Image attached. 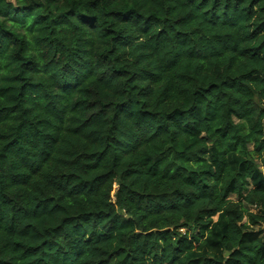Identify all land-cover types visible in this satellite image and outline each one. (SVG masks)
Listing matches in <instances>:
<instances>
[{
    "label": "trees",
    "instance_id": "16d2710c",
    "mask_svg": "<svg viewBox=\"0 0 264 264\" xmlns=\"http://www.w3.org/2000/svg\"><path fill=\"white\" fill-rule=\"evenodd\" d=\"M263 225L264 0H0V264H264Z\"/></svg>",
    "mask_w": 264,
    "mask_h": 264
},
{
    "label": "built area",
    "instance_id": "2783aa9c",
    "mask_svg": "<svg viewBox=\"0 0 264 264\" xmlns=\"http://www.w3.org/2000/svg\"><path fill=\"white\" fill-rule=\"evenodd\" d=\"M263 234H264V225H263Z\"/></svg>",
    "mask_w": 264,
    "mask_h": 264
},
{
    "label": "rangeland",
    "instance_id": "374dc122",
    "mask_svg": "<svg viewBox=\"0 0 264 264\" xmlns=\"http://www.w3.org/2000/svg\"><path fill=\"white\" fill-rule=\"evenodd\" d=\"M113 195H114V193L112 194V198H113Z\"/></svg>",
    "mask_w": 264,
    "mask_h": 264
}]
</instances>
